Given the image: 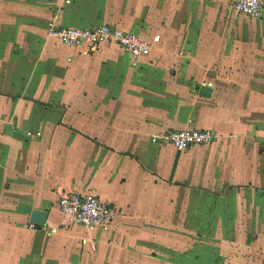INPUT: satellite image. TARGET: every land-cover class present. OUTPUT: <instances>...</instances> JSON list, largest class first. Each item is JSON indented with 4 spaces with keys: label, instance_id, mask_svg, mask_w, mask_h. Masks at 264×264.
I'll return each mask as SVG.
<instances>
[{
    "label": "crops",
    "instance_id": "1",
    "mask_svg": "<svg viewBox=\"0 0 264 264\" xmlns=\"http://www.w3.org/2000/svg\"><path fill=\"white\" fill-rule=\"evenodd\" d=\"M234 1L7 0L0 264H264V13L237 15ZM106 24L160 42L135 60L49 34ZM174 129L215 140L153 141ZM88 191L121 214L84 236L59 200ZM34 209L48 212L42 228Z\"/></svg>",
    "mask_w": 264,
    "mask_h": 264
},
{
    "label": "built area",
    "instance_id": "2",
    "mask_svg": "<svg viewBox=\"0 0 264 264\" xmlns=\"http://www.w3.org/2000/svg\"><path fill=\"white\" fill-rule=\"evenodd\" d=\"M233 7L237 15L244 14L258 18L264 13V0H235ZM50 36L67 46L76 48L83 46L88 54L98 51L104 43H115L135 60L150 56L155 45L160 42L159 35L147 40L109 24L88 29L53 28ZM214 140L215 135L210 129H174L155 135L153 138L154 142L163 146L172 145L178 151L202 146ZM59 202L62 214L70 224L90 231L107 227L119 213L114 205L102 200L92 191L65 193L61 195Z\"/></svg>",
    "mask_w": 264,
    "mask_h": 264
},
{
    "label": "rangeland",
    "instance_id": "3",
    "mask_svg": "<svg viewBox=\"0 0 264 264\" xmlns=\"http://www.w3.org/2000/svg\"><path fill=\"white\" fill-rule=\"evenodd\" d=\"M7 0H0V9H6L7 7H6V5H7ZM234 3V2H233ZM233 3H231L232 5H231V7L233 8V11H235L234 10V7H233ZM49 34H50V32H49ZM61 194L62 193H60V196H61ZM60 201V200H59ZM60 203V202H59ZM118 215H120L121 214V211L120 210H118ZM117 215V216H118ZM176 216H178V213H177V211H176ZM61 218H62V216H60ZM64 218H65V220H66V222L68 223V225H73V224H70L69 222H68V220L66 219V217L64 216ZM110 225V224H109ZM108 225V226H109ZM107 226V227H108ZM107 227H104V228H102V229H107ZM87 230L86 229H78V232L80 233V234H82V235H84V236H89L90 234L88 233V231L86 232ZM97 233V232H96ZM248 244H250V243H248ZM140 245H143V244H141L140 243ZM160 245L162 246L161 248H163V249H170V250H181L183 247H182V243L181 242H175V243H160ZM131 246H138L136 243H133V242H131ZM198 246H199V243L198 242H191V248L192 249H195L196 248V250H198ZM134 248V247H133ZM125 249V248H124ZM80 250L82 251H89L88 250V248L86 247L85 248V244L84 243H81V245H80Z\"/></svg>",
    "mask_w": 264,
    "mask_h": 264
},
{
    "label": "water",
    "instance_id": "4",
    "mask_svg": "<svg viewBox=\"0 0 264 264\" xmlns=\"http://www.w3.org/2000/svg\"><path fill=\"white\" fill-rule=\"evenodd\" d=\"M47 217V211L41 209H34L30 216V224L35 227L42 228L46 223Z\"/></svg>",
    "mask_w": 264,
    "mask_h": 264
}]
</instances>
